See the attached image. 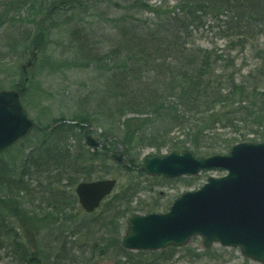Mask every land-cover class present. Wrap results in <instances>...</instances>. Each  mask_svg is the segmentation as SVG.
Listing matches in <instances>:
<instances>
[{
	"label": "trees",
	"instance_id": "1",
	"mask_svg": "<svg viewBox=\"0 0 264 264\" xmlns=\"http://www.w3.org/2000/svg\"><path fill=\"white\" fill-rule=\"evenodd\" d=\"M171 1L0 0V24L8 11L33 4L34 15L49 20L48 34L67 25V67L90 69L92 74L87 86L79 83L83 94L77 88L70 97L94 107L84 114L62 112L52 119L53 128L38 122L0 153V251L6 250V256L20 264H91L94 255H111L116 264L169 259L173 246L125 250L120 224L114 218L104 223L115 203L136 192L140 178H148L136 169L141 151L154 148L159 154L165 147L207 156L226 153L239 141H264V0ZM203 19L217 24L223 47L196 41L193 28L202 26ZM43 35L33 38L36 49L45 42ZM17 44L7 45L12 50ZM16 90L20 99L25 97V86ZM85 125H92L101 151L86 142H67L76 130L84 141ZM219 130L232 135L222 138ZM118 152L130 159V167L116 162L129 176L126 185H118L93 213L82 211L81 218H75V184L92 180L97 165L111 166L108 154ZM116 213L121 218L133 210ZM102 222L110 228L107 235L88 234ZM25 230L35 234L31 241ZM67 230L91 238L90 252L67 246L61 237Z\"/></svg>",
	"mask_w": 264,
	"mask_h": 264
},
{
	"label": "water",
	"instance_id": "2",
	"mask_svg": "<svg viewBox=\"0 0 264 264\" xmlns=\"http://www.w3.org/2000/svg\"><path fill=\"white\" fill-rule=\"evenodd\" d=\"M35 58L32 53L21 70L25 72ZM34 125L19 102V93L0 91V153L24 138ZM84 135L90 146L101 150L90 135V126ZM110 155L129 165L127 156ZM138 170L165 178L211 170L224 174L210 176L198 189L182 193L165 212L130 215L121 239L123 248L154 251L169 245L183 246L192 236H199L204 247L218 243L238 248L242 256L264 264V142L236 143L226 154L209 156H198L189 149L147 154ZM116 182L106 178L77 183L74 192L80 207L86 213L93 212Z\"/></svg>",
	"mask_w": 264,
	"mask_h": 264
},
{
	"label": "rangeland",
	"instance_id": "3",
	"mask_svg": "<svg viewBox=\"0 0 264 264\" xmlns=\"http://www.w3.org/2000/svg\"><path fill=\"white\" fill-rule=\"evenodd\" d=\"M149 1L153 3L155 0ZM168 2L169 5L173 3L171 0H168ZM32 6L33 4H30V6H20L16 9V12L12 10L8 11L4 18L5 21L0 24V43L4 56L1 63L3 71L0 74V83L2 82L3 89L16 90L18 85L25 86L24 92L26 95L24 94L25 97L21 99V103L29 117L36 122H40L42 125L53 124L52 119L58 118L62 112L71 115L73 112L84 114L89 110L93 111L94 107L85 100H82V98L78 101L77 98L71 100L70 97L77 88L83 94L85 88L79 83L85 82L86 85V79L92 74L90 69H71L67 67L66 63L71 58L67 50L69 47L68 31L64 28L67 25L53 27L48 34L51 27L49 20L45 17L41 18L40 15H34ZM115 13H118V11L115 10ZM203 21L202 26L197 29L193 28L196 41L202 46L223 47L224 41L218 36L217 24L209 19H203ZM42 30H45V32ZM40 32H43L45 42L36 49L32 46L34 44L32 40ZM25 38L28 41H25ZM16 42L18 43L15 47L16 50H10L8 45ZM32 53L36 54L33 65L27 67L26 71L21 73L19 67L30 58ZM25 77L28 79L25 80ZM219 131L222 138L232 135L229 130ZM77 132L79 131L76 130V134H69L67 139V142L74 146H77L78 143H85V140L80 141L78 139ZM90 133L100 143V138L93 132L92 125ZM120 150L121 148L119 147ZM166 152L169 151L163 147L160 153L165 154ZM12 154L14 152L9 153L10 159L14 157ZM147 154L158 153L154 148H144L141 151L140 160ZM111 162L112 165L110 164L111 166L108 167L106 164V166L102 167L97 165L92 180L116 177L118 184L113 192L116 193L119 189L118 185H126L129 176L126 175V172L121 167L119 168L115 160L112 159ZM220 175H222L220 171H202L192 177L168 179L148 176V178H140L139 189L136 192H127L121 201L115 203L104 223H110L112 218H114L115 222L120 224L123 233L129 215L126 214L125 217L119 218L116 213L117 210L131 208L133 213L140 214L165 212L175 197L186 191L197 189L210 176L218 177ZM153 205L156 206L154 210H147V208H151ZM73 214H75V218H81L83 213L79 207L73 209ZM95 225L90 227L88 234L95 232V235L105 236L110 230L109 227L103 226V222ZM24 233V236L30 241L31 238L35 237V234L31 231L25 230ZM61 237L67 242V246L73 245L81 251L90 252L89 246L92 243V239L87 240L84 234L75 235L67 230ZM175 249L172 257L160 260L156 264H260L242 256L238 248H222L218 243L205 248L202 244V238L199 236H193L186 245L177 246ZM207 249H210L209 252L212 255L206 254L205 251ZM5 251H0V264H20L13 257L6 256ZM90 262L91 264H116L111 255H94ZM63 264L68 263L64 261Z\"/></svg>",
	"mask_w": 264,
	"mask_h": 264
}]
</instances>
